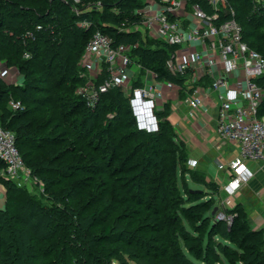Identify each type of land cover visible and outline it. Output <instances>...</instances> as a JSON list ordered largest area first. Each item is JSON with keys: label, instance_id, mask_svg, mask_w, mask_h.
<instances>
[{"label": "rangeland", "instance_id": "374dc122", "mask_svg": "<svg viewBox=\"0 0 264 264\" xmlns=\"http://www.w3.org/2000/svg\"><path fill=\"white\" fill-rule=\"evenodd\" d=\"M104 1L109 2L110 0ZM138 1L143 2L144 0ZM231 3L235 5V9L237 8V19L245 27V30L250 32L253 29V24L256 25L260 21L248 19L249 12L252 10L249 0H231ZM86 4V0H82L77 6ZM25 6L37 8L36 4L28 2H25ZM19 10L25 14L28 12L19 8L15 12ZM61 10L66 11L65 8ZM90 12L92 13V11ZM93 16L95 15H92L93 22H103L98 16H96L97 19ZM46 19L51 21V17L47 16L44 20ZM4 22L5 25H8L10 20H4ZM257 30L264 32V19L261 25H258ZM6 35L9 38L5 37L0 41L2 46L0 49V124L4 125L8 119L16 115L15 128L21 125H30L37 127L38 134L57 136L65 140L59 145H42L43 143L34 142L32 146L26 149L30 150L33 161L38 162L52 156L55 159L51 162L47 161L45 164L48 168L46 167L47 169H44L41 173L32 174L25 183L5 178V165L0 160V178L3 179H0V209L6 205V201H8V208L12 209L29 197L36 201L38 207H41L39 217L45 218L42 226L35 228V230L31 229V232L36 234L32 247H38L42 256L36 264H86L89 256L85 253V256L80 255L77 252L84 246L78 239L76 216L78 214L85 216L87 208H91L88 210L89 212L96 207L102 210V216L98 219V223L95 221L85 223L82 220L80 227H87V229H84L85 232H92L94 236H101L100 238L103 240L101 246L105 252H110L116 247H122L138 254H147L153 262H158L160 258H163L166 264H188L182 254H177L180 253V249H184L187 254H190L187 250V244L202 238L208 222L204 221L195 226L192 223L193 226H190L186 220L175 219L174 208L180 205L188 206L190 202L197 201H203L205 206L199 205L195 209L210 212L213 219H215L214 214L219 210L224 211L225 214L224 219L218 220L220 222L217 230L220 233L210 234L209 245L216 246V252L208 254L207 264H244V261L239 258L243 256L250 259L252 256L250 254L251 246L254 245L264 249L263 164H252L250 169L254 174L253 177L238 186L233 193H229L226 190V184L229 181L228 173L224 167L219 168L218 166L221 160L208 154L202 157H190L195 159L197 163L189 167V155H196L197 152L191 147L192 151L189 153L184 140L176 136L180 147L171 146L169 150L172 151L163 154L165 157L175 155L178 186L181 192L186 195L180 197L176 193H167L162 197L156 187L157 184L152 183L153 185L150 186L153 190L145 192L142 199L132 197V194L136 191V186L131 181L128 183L129 173L114 177L105 172V169L103 170L106 165L114 164L112 160H102L101 163H99L100 160H97L99 168L103 166L102 171L99 173L92 171V165H87V163L79 164L77 162L79 165L68 167L65 165L66 163L78 161L80 157L89 158L99 151L101 153L102 150L96 147L97 138L102 133V126L105 125L106 119L114 122L122 121L125 124L119 126L118 134L128 130L126 125L128 121H131V116L128 113L129 108L125 92L122 89H117L122 94L119 97L120 103L118 102L117 105L112 100L111 95H103L101 104L110 100L105 114H101L100 120L90 119L86 125L80 128L79 122L83 119L81 116H89L91 112L95 111V107L91 108L86 105V107H81L78 102L70 104L68 103L69 100L65 98L55 100L57 95L60 96L63 93L65 81L63 82L52 66L39 69L36 65H30L28 62H31V55L27 57L24 53L22 54L21 59L26 62L25 69L17 68L15 63H9L6 60L7 53L4 48H11V46L5 40L9 39L12 42L15 34L10 29L6 32ZM249 36L251 37V35ZM260 49H263V47ZM138 58L140 59V56ZM141 67L142 70L144 66ZM50 68H52V71ZM95 70L96 67L90 66L88 63L77 64L75 71L69 72L68 76H80L82 78L80 84L82 85L84 80L95 76ZM133 72L128 71L130 76ZM24 78H28L29 85L22 86ZM95 79L96 82H99L102 76L99 75ZM131 79L133 80L134 76H131ZM169 80L168 85L161 84L165 94L164 101H162L164 113L167 106L180 103L183 99V90L179 89L180 83L172 79ZM160 81H162L161 78ZM139 83L140 79L134 81V85ZM59 84L61 87H59ZM17 86L22 89L17 88ZM70 108L77 109L78 114L72 115L71 113L70 115ZM66 112L69 115H66ZM183 125L187 126L185 123ZM15 128H13V132ZM189 129L192 130L190 127ZM177 130L181 131L180 128H177ZM103 133L105 134L103 142L112 143L111 133H108V131ZM136 141L137 136L134 135L130 141L121 142L116 140L114 144L116 152H122L121 156L125 154L132 155L134 152L132 148ZM220 142L222 143V141ZM50 149L53 152L48 157L51 154L48 152ZM173 150L176 151L173 152ZM141 155L142 153L138 158ZM217 157L222 156L218 154ZM230 158L231 155L221 159L228 161ZM25 161L27 163L26 158ZM27 164L30 165L31 163ZM211 165L217 169H211ZM187 169L194 172L195 181L189 174L183 172ZM4 180L12 181L17 187L16 190H10L6 195L7 185L4 184ZM121 184L123 186H119ZM45 186H48V191L45 190ZM190 190L193 192H189ZM53 195H58V198L53 197ZM140 202L142 203L140 204ZM214 208L216 210L212 214ZM12 210L14 211V209ZM235 212L239 213L240 224L244 226V230L239 233V238L242 239V234H245L248 230H257L256 235L250 233L247 238L244 237L245 248H240L237 243L231 242L226 236L228 226L231 224ZM75 224L76 226H74ZM106 224L113 226L115 231L113 237L111 235H101L102 228ZM186 228L190 229L191 234L185 231ZM184 233L190 235V238L184 239ZM1 250L2 253L6 251V246H3ZM89 262L93 264L94 259H90ZM115 263L116 261H112L111 264Z\"/></svg>", "mask_w": 264, "mask_h": 264}, {"label": "built area", "instance_id": "2783aa9c", "mask_svg": "<svg viewBox=\"0 0 264 264\" xmlns=\"http://www.w3.org/2000/svg\"><path fill=\"white\" fill-rule=\"evenodd\" d=\"M68 2L77 14L101 11L103 7L100 0L84 6H77L81 0ZM249 2L258 21L262 20L264 0ZM135 13L136 18L127 24L95 23L86 17L77 21L78 26L91 28L78 64L96 67V74L79 84L75 93L92 108L102 94L122 89L135 128L157 132V112L165 97L161 84L168 85L170 80L145 67L142 75L135 50L139 44L164 48L165 68L180 83V103L186 106L187 115L196 117L207 109L214 110L217 138L237 147L236 155L227 164L218 163L219 168L227 170L226 190L233 193L253 177L251 164L264 165V46L260 49L251 44L245 27L235 17L231 0H144ZM103 25L131 37L127 41L116 39L101 28ZM42 28L37 23L24 37L34 39V33ZM24 55L28 57L30 53L25 51ZM128 71H134L133 80ZM99 75L102 79L96 82ZM137 79L140 83L134 85ZM0 160L5 165V178L23 183L30 178L13 131L1 125ZM196 163L188 159L189 167ZM214 215L216 220L225 218L222 210Z\"/></svg>", "mask_w": 264, "mask_h": 264}, {"label": "trees", "instance_id": "16d2710c", "mask_svg": "<svg viewBox=\"0 0 264 264\" xmlns=\"http://www.w3.org/2000/svg\"><path fill=\"white\" fill-rule=\"evenodd\" d=\"M92 1L96 0H86L87 3ZM25 2L36 4L37 8L34 6H25ZM101 2L103 3L102 9H104L101 12L92 11V13L86 12L83 14H77L73 11L69 2L66 0H0V41L5 37L9 38L6 35V32L10 29L13 30L15 34V38L12 39V42H10L9 39L5 40L6 43L11 46V48H4L7 53L6 60L9 63H15L17 68L25 69L26 62L22 61L21 57L25 51L29 52L32 57V59H30L31 62H28L30 65H36L39 69L52 66V68L56 69V73L61 77L63 82L65 81L63 93L60 94V96L57 95L55 100L65 98L66 100H69L68 103L70 104L78 102L79 106L86 107L83 100L75 93V89L80 84V81H82V78L74 75L68 76L69 72L75 71L84 43L91 31V28H82L78 26L77 20L83 17H89L92 21V15H95L93 16L95 19H97L96 16H98L99 19L103 20V22L99 21L98 23L108 22L111 24H127L136 18L135 10L142 4V2H139L138 0H110L109 2L101 0ZM232 5L235 8V5ZM24 7H26V9H24ZM18 8L28 11L27 14L21 12V10L15 12ZM62 8H65L66 11L61 10ZM113 8L116 9L115 12H113ZM47 16L51 17V21L49 19L44 20ZM235 17L238 18L237 8L235 9ZM248 19L253 21L254 19L258 20V16L250 11ZM4 20H10L8 25L4 24ZM262 20H259L260 22L256 23V25L253 24V29L250 32L245 31L251 44L257 48L264 46V32L257 30V27L258 25H261ZM37 23L42 24L43 28L34 33V39H26L24 37L25 32L33 31ZM101 28L105 31L111 32L116 36V39L119 40L127 41L131 37V35L128 37L119 35L111 26L103 25ZM249 35H251V37ZM1 47L0 42V49ZM135 52L140 56L139 61L142 66L155 70L161 78L173 80L172 76L165 68L164 61L167 52L164 48L151 49L148 46L146 47L145 45L139 44V47ZM52 68H50L51 71ZM177 82L179 81L177 80ZM25 85H29L28 78L23 79L22 86ZM18 87L19 86H17V88ZM59 87H61L60 84ZM19 89L22 88L19 87ZM107 94L109 96L111 95L112 100H114L116 105L118 102L120 103L119 97L120 95L122 96V94L118 92L116 88L102 94L94 108L95 111L91 112L89 116H81L83 119L79 122L80 128L86 125L87 121L90 119L95 118L96 120H100L101 114H105L110 100H107V102L104 100L105 102L102 104L101 100L103 95ZM70 110V115L71 113L72 115L78 114L77 109L70 108ZM128 113L130 114V111ZM157 113L160 118V126L159 130L155 133H146L137 130L131 118V121H128V124L126 125L128 126V130L124 133L118 134L119 126H124L125 124H123L122 121L114 122L106 119L105 125L102 126V133L99 136L97 134L98 143L96 147L97 149L99 148L102 150V154L99 151L97 154H92L89 158L80 157L78 161L69 162L65 165L72 167L87 163V165H92V171L99 173L102 171L101 168L103 166L99 168L100 166L97 164V160H100L99 163H101L102 160H112L114 164L106 165V168L103 167V170L105 169V172L110 173V175H113L114 177H118L123 173H129L130 176H128V183L131 181L136 186V191L132 194L133 198L138 197V199H142L145 192L153 190V188H151L152 186H150L152 183L157 184L156 187L162 197L167 193H176L180 197L185 196L186 194H183L179 189L176 178L175 155H169L168 157H165L164 155L165 153L172 151L169 150L171 146L180 147V144L176 139V133L173 130L170 121L163 118L164 113ZM66 115L69 114L66 112ZM15 123L16 115L11 119H8L4 125H0L13 131ZM37 131V127L21 125L17 126L13 132L15 136V144L20 151L25 165L30 169L31 175L41 173L44 169H47L48 166L45 163L47 161L51 162L55 158L52 156L51 158H44L43 160L41 159V161L36 162V160L33 161L30 150L26 149L32 146L34 142L43 143L42 145H59L65 141L63 138L57 136L38 134ZM105 131L111 133V138H113V140H111L112 143L107 144L103 142L105 140V134L103 132ZM133 135L137 136V141L132 148L134 151L133 154H125L124 156H121L122 152H116V146L114 145L116 140L121 142L130 141ZM174 151L176 150H173V152ZM48 152L51 153L48 156L50 157L53 150L50 149ZM140 153H142V155L138 158ZM25 158L27 159V163H31L30 165L26 163ZM77 162H79V164ZM183 172L189 174L194 181L196 180L193 171L187 169ZM4 184L7 185L5 192L6 195H8L10 190L15 191L17 188L10 180H4ZM119 186H123V184ZM45 190H49L48 186H45ZM191 191L192 190L189 192ZM53 197L58 198V195H53ZM141 203L142 202H140V204ZM199 205L205 206L203 201H197L190 202L188 206L180 205L174 208L175 219H180L182 221L186 220L190 226H195L204 221L208 222L202 238L187 244V250L190 254H187L184 249H180V253L178 252L177 254H182L188 264H207L208 254L216 252V246L209 245L210 234L220 233L217 230L220 221L213 219L210 216V212L195 209ZM8 207V201H6V205L0 209V264H36V262L40 261L42 256L38 247H32V242L36 234L31 232V229L35 230V228L37 229L43 225L45 218L43 219V217H39L41 207H38L36 201L29 197L16 207L12 208L14 211ZM191 207L193 208L191 209ZM87 209L89 210L91 208ZM88 210L85 211V216H80L79 214L76 216L78 224L77 229L75 228L79 235L78 239L81 241L82 246H84L77 252L80 253V255L82 254L85 256V254H87V256H89L86 264H91L89 260L92 258L94 259L93 264L97 262L99 264H111L112 261H116L115 264H166L163 258H160L158 262H153L148 258L147 254H138L131 250H125L122 247H116L110 252H105L104 248L101 246L103 241L100 238L101 236H94L92 232H85L84 229H87V227H80L82 220L85 223L89 221H95L98 223V219L102 216V210L99 207H96L89 212ZM192 223L193 225H191ZM74 226H76V224ZM243 230L244 226L240 224L239 213L235 212L233 220L228 226L226 232L227 239L233 243H237L240 248H245V238H247L250 233L256 235L257 230L251 229L246 231L245 234H242L241 239L239 238V233ZM185 231L191 234L189 228H186ZM114 232L113 226L106 224L102 228L101 235L112 236L114 235ZM177 236L179 237L178 233ZM183 237L184 239H189L190 235L184 233ZM225 245L231 247L228 244ZM3 246H6V251H3L2 253L1 249ZM250 254L252 255L250 259L243 256L239 259L243 260L244 264H264L263 248L261 249L253 245L251 246ZM77 259L79 260L80 257Z\"/></svg>", "mask_w": 264, "mask_h": 264}, {"label": "crops", "instance_id": "0c3cea01", "mask_svg": "<svg viewBox=\"0 0 264 264\" xmlns=\"http://www.w3.org/2000/svg\"><path fill=\"white\" fill-rule=\"evenodd\" d=\"M140 71V73L143 74L144 70L142 69ZM163 108L164 105L160 106L158 112L161 114L164 113ZM165 113L163 118H166L168 121H170L176 136H179V138L184 140L186 147H188L189 153L192 151L191 147L196 150L197 154L189 155V158H194L195 156L202 157L205 154H208L211 156L214 155L216 159H220L221 162L227 164L229 160H231L236 155V145L233 143L223 142L217 138L214 132V110L207 109L206 113L202 112L196 117H190L187 115L186 106L183 103H177L167 106ZM184 123L187 126H184ZM189 127L192 130H190ZM177 128H180L181 131L177 130ZM220 141H222V143ZM218 154L225 158L231 155V158L228 159V161H223L221 159L222 157H217ZM250 166H252V164ZM210 168L215 170L217 169L213 165H211ZM225 171L227 172V170Z\"/></svg>", "mask_w": 264, "mask_h": 264}, {"label": "water", "instance_id": "95a60500", "mask_svg": "<svg viewBox=\"0 0 264 264\" xmlns=\"http://www.w3.org/2000/svg\"><path fill=\"white\" fill-rule=\"evenodd\" d=\"M215 210H216V208H214V209L212 210V214H214Z\"/></svg>", "mask_w": 264, "mask_h": 264}]
</instances>
